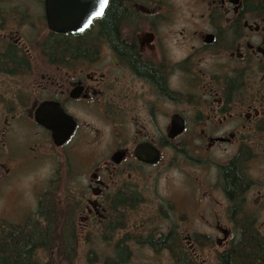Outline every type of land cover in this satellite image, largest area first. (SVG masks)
<instances>
[{
	"label": "flooded vegetation",
	"instance_id": "af4514ba",
	"mask_svg": "<svg viewBox=\"0 0 264 264\" xmlns=\"http://www.w3.org/2000/svg\"><path fill=\"white\" fill-rule=\"evenodd\" d=\"M51 152L37 205L78 241L177 264L264 243V0H0V176Z\"/></svg>",
	"mask_w": 264,
	"mask_h": 264
},
{
	"label": "trees",
	"instance_id": "16d2710c",
	"mask_svg": "<svg viewBox=\"0 0 264 264\" xmlns=\"http://www.w3.org/2000/svg\"><path fill=\"white\" fill-rule=\"evenodd\" d=\"M48 194L37 205L35 218L24 224L2 227L0 231V264H36L28 249L53 250L46 264H74L78 240L66 231L67 209L58 206ZM52 257V258H51ZM128 255H111L103 264H125ZM182 264H194L183 256ZM222 264H264V243L260 239H241L222 255Z\"/></svg>",
	"mask_w": 264,
	"mask_h": 264
},
{
	"label": "rangeland",
	"instance_id": "374dc122",
	"mask_svg": "<svg viewBox=\"0 0 264 264\" xmlns=\"http://www.w3.org/2000/svg\"><path fill=\"white\" fill-rule=\"evenodd\" d=\"M48 156L42 158L34 165L25 166L26 168L18 170L15 174L0 176V231L2 227L24 224L27 220L35 218L37 211L35 191L56 187L53 182L52 171L58 167H65V163L61 154L51 152V155ZM61 157L62 159H60ZM61 160L63 161V166L62 162H60ZM77 160L76 158H69L68 162L71 168L77 166ZM83 161H86V159L83 158ZM63 176L64 174L62 178H64ZM174 179L173 177L172 181ZM60 183L66 189L67 181L62 179ZM175 187L176 185H173L171 188L175 189ZM183 210L185 216L188 214L189 221H193V230L204 232L208 235L211 234V231L207 229V225L192 218L195 216L194 207L185 204L183 205ZM77 244V258L74 264H103L104 261L111 257L108 246L105 247V244H103L105 248H101L100 240H79ZM88 247L96 248L97 254L93 252L88 254V250H86ZM177 259L176 256L152 253L147 249H135L125 264H177Z\"/></svg>",
	"mask_w": 264,
	"mask_h": 264
},
{
	"label": "water",
	"instance_id": "95a60500",
	"mask_svg": "<svg viewBox=\"0 0 264 264\" xmlns=\"http://www.w3.org/2000/svg\"><path fill=\"white\" fill-rule=\"evenodd\" d=\"M104 4H105V0H104ZM57 8H59V7H57ZM56 30V32H58V33H67V32H71V33H75L76 31H67V30H58V29H55ZM64 140H65V137L64 138H62V139H60V140H55V145H57V146H60V145H62L63 143H64Z\"/></svg>",
	"mask_w": 264,
	"mask_h": 264
}]
</instances>
